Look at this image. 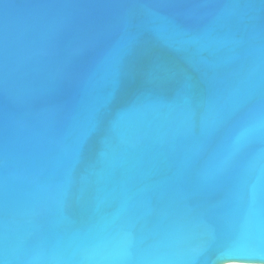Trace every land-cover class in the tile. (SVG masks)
<instances>
[{"label": "water", "instance_id": "1", "mask_svg": "<svg viewBox=\"0 0 264 264\" xmlns=\"http://www.w3.org/2000/svg\"><path fill=\"white\" fill-rule=\"evenodd\" d=\"M235 248L264 251V0H0V264Z\"/></svg>", "mask_w": 264, "mask_h": 264}, {"label": "snow or ice", "instance_id": "2", "mask_svg": "<svg viewBox=\"0 0 264 264\" xmlns=\"http://www.w3.org/2000/svg\"><path fill=\"white\" fill-rule=\"evenodd\" d=\"M224 261H252L264 264V251L247 248L226 249L220 253L218 264Z\"/></svg>", "mask_w": 264, "mask_h": 264}]
</instances>
